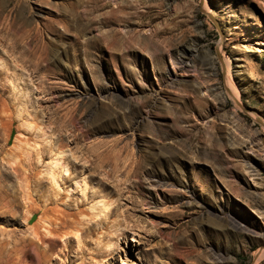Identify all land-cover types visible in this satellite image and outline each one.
Returning <instances> with one entry per match:
<instances>
[{"label": "rangeland", "instance_id": "obj_1", "mask_svg": "<svg viewBox=\"0 0 264 264\" xmlns=\"http://www.w3.org/2000/svg\"><path fill=\"white\" fill-rule=\"evenodd\" d=\"M260 249L264 0H0V264Z\"/></svg>", "mask_w": 264, "mask_h": 264}, {"label": "bare ground", "instance_id": "obj_2", "mask_svg": "<svg viewBox=\"0 0 264 264\" xmlns=\"http://www.w3.org/2000/svg\"><path fill=\"white\" fill-rule=\"evenodd\" d=\"M231 95H232V96L234 97V99L237 101V98H236L233 94H231ZM2 241H3V242H2L3 244H6V243L8 244V243H9V242H7L6 240H2ZM9 247H10V249L12 250L11 252H13V251L18 252V251H20L21 248H22L21 246L19 247V245H17L16 243H14V244L12 243V245H11V246L9 245ZM7 248H8V247H7ZM263 251H264V250L260 249L259 252H258V255L261 256ZM10 254H11V253H10Z\"/></svg>", "mask_w": 264, "mask_h": 264}, {"label": "water", "instance_id": "obj_3", "mask_svg": "<svg viewBox=\"0 0 264 264\" xmlns=\"http://www.w3.org/2000/svg\"><path fill=\"white\" fill-rule=\"evenodd\" d=\"M34 219V216H32L31 218H30V220L29 221H31V220H33Z\"/></svg>", "mask_w": 264, "mask_h": 264}]
</instances>
